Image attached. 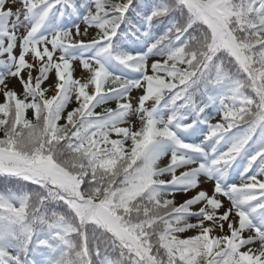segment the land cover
I'll return each mask as SVG.
<instances>
[{
  "label": "snow or ice",
  "instance_id": "obj_1",
  "mask_svg": "<svg viewBox=\"0 0 264 264\" xmlns=\"http://www.w3.org/2000/svg\"><path fill=\"white\" fill-rule=\"evenodd\" d=\"M0 264H264V0H0Z\"/></svg>",
  "mask_w": 264,
  "mask_h": 264
},
{
  "label": "trees",
  "instance_id": "obj_2",
  "mask_svg": "<svg viewBox=\"0 0 264 264\" xmlns=\"http://www.w3.org/2000/svg\"><path fill=\"white\" fill-rule=\"evenodd\" d=\"M3 187H4V184L2 181H0V189H3Z\"/></svg>",
  "mask_w": 264,
  "mask_h": 264
}]
</instances>
